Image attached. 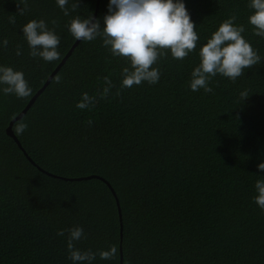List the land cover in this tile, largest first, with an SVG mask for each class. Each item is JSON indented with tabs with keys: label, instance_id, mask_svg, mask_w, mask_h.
Segmentation results:
<instances>
[{
	"label": "trees",
	"instance_id": "16d2710c",
	"mask_svg": "<svg viewBox=\"0 0 264 264\" xmlns=\"http://www.w3.org/2000/svg\"><path fill=\"white\" fill-rule=\"evenodd\" d=\"M19 3L0 0V39L8 40L0 64L23 71L32 92L0 94V264H71L66 236L76 225L84 229L77 248L116 249L92 264H120L121 243L123 264H264V212L252 200L257 174H264L256 168L264 160V59L235 81L213 77L210 93L188 88L199 47L229 15L264 58V39L247 22L248 0H185L197 46L183 60L160 57L154 85L120 88L126 61L99 38L80 41L13 123L28 155L6 128L76 41L67 22L93 15L96 0H79L69 16L55 0ZM106 5L101 0L97 17ZM31 19H44L60 36L57 60L29 55L20 28ZM105 75L114 85L110 95L91 110L76 108L82 92L102 90ZM20 120L27 128L17 134ZM89 175L97 177L62 178ZM98 176L119 199L122 241L116 197Z\"/></svg>",
	"mask_w": 264,
	"mask_h": 264
},
{
	"label": "clouds",
	"instance_id": "9594fccd",
	"mask_svg": "<svg viewBox=\"0 0 264 264\" xmlns=\"http://www.w3.org/2000/svg\"><path fill=\"white\" fill-rule=\"evenodd\" d=\"M25 0H20L23 4ZM56 6L65 16L75 12L79 0H55ZM67 5V7H66ZM107 11L102 17L74 15L67 22L66 28L75 40H101L102 46L112 57L123 58L126 66L121 68L120 88H131L142 83L156 84L160 79V69L155 66L166 52L176 60H183L197 46L199 40L195 31L197 25L191 19L185 0H107ZM251 9L247 22L252 26L253 35L264 39V0H248ZM26 8L20 7L23 15ZM236 16L229 15L206 38L198 50L199 63L191 70L188 88L191 91L203 90L210 93L213 89L209 82L220 75L235 81L244 69L261 62L258 51L245 38L243 24H236ZM14 23L15 21H10ZM101 22L103 26H101ZM54 23V21H53ZM31 57H38L45 62L57 60L60 36L54 28L48 27L44 19H31L20 28ZM8 40L0 39V48H6ZM21 49L16 48V55ZM104 86L96 94L82 92L75 107L81 110L95 106L98 99L107 98L114 85L109 76L103 77ZM32 92L23 71L10 65L0 64V94H14L17 98L28 97ZM118 94V93H117ZM242 101L248 97L247 91H241ZM92 124L91 119L87 121ZM27 128L23 120L17 124V134ZM258 173H264V160L257 163ZM253 185V202L264 212V174H257ZM58 236H65L60 229ZM84 237V229L73 226L67 229V258L71 264H92L97 255L102 260L110 259L115 254V247L109 246L97 252L81 250L75 246Z\"/></svg>",
	"mask_w": 264,
	"mask_h": 264
},
{
	"label": "water",
	"instance_id": "95a60500",
	"mask_svg": "<svg viewBox=\"0 0 264 264\" xmlns=\"http://www.w3.org/2000/svg\"><path fill=\"white\" fill-rule=\"evenodd\" d=\"M100 2L101 0H96V7H95V11L93 14V17H97L98 11H99V6H100ZM80 42V40H76L72 47L70 48V50L67 52V54L65 55V57L62 59L61 63L55 68V70L52 72V74L48 77V79L46 80V82L44 83V85L33 95V97L30 99V101L27 103V105L25 106V108L17 115L15 116L9 123L8 127L6 128L7 133L12 136L15 141L17 142V144L20 146V148L23 149L21 142L19 141L18 137L16 136V134L13 131V123L18 120L19 118H21L26 111L30 108V106L33 104V102L36 100V98L42 93V91L49 85V83L51 82L52 78L54 77V75L57 73V71L59 70V68L63 65V63L66 61V59L71 55V53L73 52L74 48L76 47V45ZM24 153L27 154L25 152V150L23 149ZM28 155V154H27ZM28 158L32 161V159L28 156ZM92 177H97V175H89V176H84V177H75V178H67V177H62L64 179H68V180H74V179H87V178H92ZM99 177V176H98ZM101 179H103L108 186L110 187L111 191L113 192V194L116 197V201H117V205H118V210H119V215H120V224H121V241H122V237H123V220H122V210H121V206H120V202L119 199L117 197L116 191L114 190V188L112 187V185L107 182L104 178L99 177ZM120 264H123V249H122V243L120 246Z\"/></svg>",
	"mask_w": 264,
	"mask_h": 264
}]
</instances>
